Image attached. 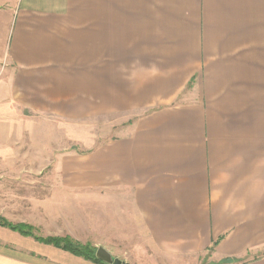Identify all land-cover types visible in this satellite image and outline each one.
<instances>
[{"label": "crops", "instance_id": "1", "mask_svg": "<svg viewBox=\"0 0 264 264\" xmlns=\"http://www.w3.org/2000/svg\"><path fill=\"white\" fill-rule=\"evenodd\" d=\"M0 67L32 113L136 115L59 176L114 258L264 264V0H0ZM9 231L0 264H96Z\"/></svg>", "mask_w": 264, "mask_h": 264}, {"label": "rangeland", "instance_id": "2", "mask_svg": "<svg viewBox=\"0 0 264 264\" xmlns=\"http://www.w3.org/2000/svg\"><path fill=\"white\" fill-rule=\"evenodd\" d=\"M1 70L2 67L0 94L4 92L6 98L0 100V218L14 226L31 227L34 237L70 238L97 250L106 237H114L109 231L105 234V228L110 229L105 217L112 215L113 210L106 205L102 190L81 194L63 189L59 177L63 159L89 153L106 140L128 135L136 115L32 113L18 100L7 99L10 85L5 84L8 76ZM10 105L14 111H10ZM118 214L116 204L114 216L117 218ZM125 241L114 244L115 257L125 264L141 263L140 258L131 259L124 250L119 251V247L125 249ZM11 242L14 240L9 229H0V251L7 253ZM133 252L136 251L133 249L130 254ZM147 253L150 258L143 260L144 264H233L228 260L185 261L165 258L158 252Z\"/></svg>", "mask_w": 264, "mask_h": 264}, {"label": "trees", "instance_id": "3", "mask_svg": "<svg viewBox=\"0 0 264 264\" xmlns=\"http://www.w3.org/2000/svg\"><path fill=\"white\" fill-rule=\"evenodd\" d=\"M85 154V153H83ZM0 226L6 229H9L13 232H16L24 237L27 238H33L35 241L45 244V245H51L56 248L62 249L66 252L71 253L72 255L76 257L83 258L85 260L94 262L96 264H106L96 258V251L91 247H83L82 245L73 242L70 238H48V239H42L38 237H34V235L30 232L32 230L31 227L27 225H11L8 222H6L4 219L0 218Z\"/></svg>", "mask_w": 264, "mask_h": 264}, {"label": "water", "instance_id": "4", "mask_svg": "<svg viewBox=\"0 0 264 264\" xmlns=\"http://www.w3.org/2000/svg\"><path fill=\"white\" fill-rule=\"evenodd\" d=\"M96 258L106 264H124L120 259L114 258L105 248L99 247L96 251Z\"/></svg>", "mask_w": 264, "mask_h": 264}]
</instances>
